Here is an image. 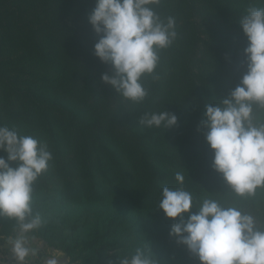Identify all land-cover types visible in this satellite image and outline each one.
Listing matches in <instances>:
<instances>
[{
	"label": "trees",
	"instance_id": "trees-1",
	"mask_svg": "<svg viewBox=\"0 0 264 264\" xmlns=\"http://www.w3.org/2000/svg\"><path fill=\"white\" fill-rule=\"evenodd\" d=\"M95 7L96 0H0V126L46 142L53 155L34 186V211L47 220L35 233L75 264H118L137 247L152 248L160 264H200L169 235L179 218L159 208L162 189L179 187L181 172L194 204L227 190L201 122L207 105L227 98L246 73L239 20L264 0H165L156 11L176 19L179 35L161 53L160 79L144 78L149 96L139 104L102 81L114 69L95 55ZM164 110L178 117L173 128L139 123ZM238 203L259 215L255 201ZM16 228L0 217V238Z\"/></svg>",
	"mask_w": 264,
	"mask_h": 264
},
{
	"label": "clouds",
	"instance_id": "clouds-1",
	"mask_svg": "<svg viewBox=\"0 0 264 264\" xmlns=\"http://www.w3.org/2000/svg\"><path fill=\"white\" fill-rule=\"evenodd\" d=\"M165 0H96L89 22L100 36L95 55L111 64L112 74L102 81L133 103L149 96L143 80L158 81L161 53L178 38L177 21L162 17L156 9ZM248 45L244 49L247 71L227 98L208 104L201 122L205 139L214 151L213 169L222 174L227 190L219 198L194 204L183 185L162 189L159 208L174 223L169 235L198 258L200 264H264V7H250L239 20ZM139 123L147 128H173L178 117L166 110L146 112ZM0 217L15 221L16 236L9 239L18 264H29L40 248L35 232L47 220L34 211L35 184L49 170L53 155L46 142L20 135L15 128L0 126ZM10 162L15 163L12 167ZM239 200L255 201L259 215L245 210ZM198 209L192 213L191 209ZM185 214H188L185 218ZM152 248L137 247L118 264H160ZM44 264H60L52 255ZM110 264L112 262L110 261Z\"/></svg>",
	"mask_w": 264,
	"mask_h": 264
},
{
	"label": "rangeland",
	"instance_id": "rangeland-1",
	"mask_svg": "<svg viewBox=\"0 0 264 264\" xmlns=\"http://www.w3.org/2000/svg\"><path fill=\"white\" fill-rule=\"evenodd\" d=\"M34 235L36 236L35 244L39 245L40 250L37 256L30 259L29 264H44V261L52 255H55L59 259L60 264H75L71 262L64 251L48 246L44 240L36 235V233H34ZM15 236L16 235L9 237L2 236L0 238V264H18L17 260L11 254V245L9 243V239Z\"/></svg>",
	"mask_w": 264,
	"mask_h": 264
}]
</instances>
